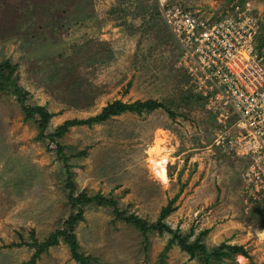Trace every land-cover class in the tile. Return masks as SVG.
Returning <instances> with one entry per match:
<instances>
[{"label":"rangeland","instance_id":"374dc122","mask_svg":"<svg viewBox=\"0 0 264 264\" xmlns=\"http://www.w3.org/2000/svg\"><path fill=\"white\" fill-rule=\"evenodd\" d=\"M237 1L0 0V62L17 63L28 102L55 113L49 132L67 119L96 115L115 99H157L177 112L175 118L164 108L125 112L73 126L59 141L78 191L112 196L150 222L178 194L166 218L173 228L193 231L191 240L209 228L208 247L239 244L251 255L220 264H264V214L257 208L264 205L243 191L245 160L217 145V119L192 94L168 22L171 4L214 19ZM251 1L264 22V0ZM256 52L264 57L260 46ZM152 147L168 149L166 184L150 167ZM66 177L56 143L39 137L15 95L0 91V264H25L35 252L28 244L62 226L72 212ZM76 233L95 264H162L171 237H146L105 206H89ZM165 261L199 264L178 245ZM38 263L77 264L64 240Z\"/></svg>","mask_w":264,"mask_h":264},{"label":"built area","instance_id":"2783aa9c","mask_svg":"<svg viewBox=\"0 0 264 264\" xmlns=\"http://www.w3.org/2000/svg\"><path fill=\"white\" fill-rule=\"evenodd\" d=\"M168 22L181 46L180 65L193 93L204 98L217 119V145L223 153L245 160L243 191L248 200L262 201L264 57L256 52L261 14L251 0H238L214 19L171 4Z\"/></svg>","mask_w":264,"mask_h":264},{"label":"trees","instance_id":"16d2710c","mask_svg":"<svg viewBox=\"0 0 264 264\" xmlns=\"http://www.w3.org/2000/svg\"><path fill=\"white\" fill-rule=\"evenodd\" d=\"M259 40L260 49H262L264 45V22H262V34ZM0 91L10 92L16 96L21 105L25 119H33L36 121L39 128L40 138H48L56 143L57 152L66 167V186L69 189L68 202L72 212L68 218L65 219L62 226L50 233L43 241L35 238L33 242L28 244L30 247L35 248V252L25 264H39L38 260L41 258L42 254L48 251L49 248L58 245L61 240H64L68 244L72 258L77 264H95V257L85 254L80 250V244L76 233V227L85 219V211L89 206L109 207L114 214L115 219H120L133 225L146 237L151 232H157L161 235L169 233L171 237L161 252L162 264H167L165 261L167 252L175 245H178L181 250L187 252L191 258H197L199 264H220L227 259L234 258L238 254L251 258L248 250L243 245L223 242L214 247H208L204 242V238L209 233V228L202 230L194 240H191L193 231L189 234H185L180 228H173L167 223L166 218L177 208L175 202L178 198V194L172 198L167 205L163 206L158 219L154 222H150L136 213H130L126 209H123L118 199L112 196H107L102 193L90 194L86 190L78 191L72 178L73 171L71 164L69 163V158L65 153V146L60 143L59 139L62 138L73 126H93L94 124L106 122L112 117L121 115L125 112L143 114L159 108H164L172 118H175L178 115L177 112L173 111L163 102L157 99L135 101L115 99L104 106L98 114L87 118L76 117L67 119L62 124L58 125L55 130L49 132L50 122L55 116V113L49 111L44 105H31L28 102L30 91L21 85L18 64L10 59H5L0 62ZM194 95L201 102H204L202 96ZM259 202L264 205V199ZM257 208H261V212H258L264 214V206Z\"/></svg>","mask_w":264,"mask_h":264},{"label":"bare ground","instance_id":"6f19581e","mask_svg":"<svg viewBox=\"0 0 264 264\" xmlns=\"http://www.w3.org/2000/svg\"><path fill=\"white\" fill-rule=\"evenodd\" d=\"M260 46V41L259 45ZM159 145V143L157 142ZM150 151V150H149ZM162 152H165V154H162ZM168 149L165 147H160L157 149V147L151 148V157L149 158L150 161V167L153 171V173L156 175L158 179H160L163 183H167L169 181L168 176V170H167V164L169 162V154ZM171 153V152H170ZM241 259H244V256L239 255Z\"/></svg>","mask_w":264,"mask_h":264}]
</instances>
